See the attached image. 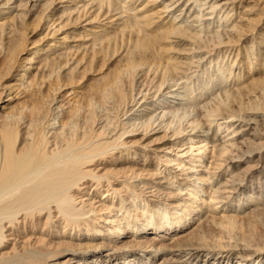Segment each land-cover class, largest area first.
<instances>
[{"label":"bare ground","instance_id":"1","mask_svg":"<svg viewBox=\"0 0 264 264\" xmlns=\"http://www.w3.org/2000/svg\"><path fill=\"white\" fill-rule=\"evenodd\" d=\"M0 264H264V0H0Z\"/></svg>","mask_w":264,"mask_h":264},{"label":"rangeland","instance_id":"2","mask_svg":"<svg viewBox=\"0 0 264 264\" xmlns=\"http://www.w3.org/2000/svg\"><path fill=\"white\" fill-rule=\"evenodd\" d=\"M150 259H147V261H149Z\"/></svg>","mask_w":264,"mask_h":264}]
</instances>
